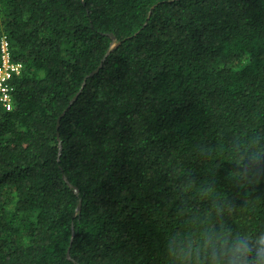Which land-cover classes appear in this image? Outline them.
<instances>
[{"label": "trees", "instance_id": "obj_1", "mask_svg": "<svg viewBox=\"0 0 264 264\" xmlns=\"http://www.w3.org/2000/svg\"><path fill=\"white\" fill-rule=\"evenodd\" d=\"M3 38L0 264L264 234V0H0Z\"/></svg>", "mask_w": 264, "mask_h": 264}, {"label": "clouds", "instance_id": "obj_2", "mask_svg": "<svg viewBox=\"0 0 264 264\" xmlns=\"http://www.w3.org/2000/svg\"><path fill=\"white\" fill-rule=\"evenodd\" d=\"M165 247L169 264H264V234L233 235L223 224L216 230L210 218L195 230L174 233Z\"/></svg>", "mask_w": 264, "mask_h": 264}, {"label": "built area", "instance_id": "obj_3", "mask_svg": "<svg viewBox=\"0 0 264 264\" xmlns=\"http://www.w3.org/2000/svg\"><path fill=\"white\" fill-rule=\"evenodd\" d=\"M1 57L2 64L0 66V103L8 111L11 109V100H10V88L7 85V80L12 75V73H18L20 66L13 65L8 60L7 53V43L3 39L1 43Z\"/></svg>", "mask_w": 264, "mask_h": 264}, {"label": "water", "instance_id": "obj_4", "mask_svg": "<svg viewBox=\"0 0 264 264\" xmlns=\"http://www.w3.org/2000/svg\"><path fill=\"white\" fill-rule=\"evenodd\" d=\"M95 73H96V72H95ZM75 99H76V98H74V99L72 100V102H71V103H73V101H75ZM78 208H79V207H78Z\"/></svg>", "mask_w": 264, "mask_h": 264}]
</instances>
